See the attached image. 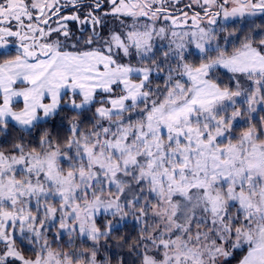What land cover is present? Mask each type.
Segmentation results:
<instances>
[{"label": "snow or ice", "instance_id": "snow-or-ice-1", "mask_svg": "<svg viewBox=\"0 0 264 264\" xmlns=\"http://www.w3.org/2000/svg\"><path fill=\"white\" fill-rule=\"evenodd\" d=\"M0 264H264V0H0Z\"/></svg>", "mask_w": 264, "mask_h": 264}]
</instances>
